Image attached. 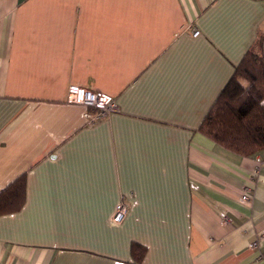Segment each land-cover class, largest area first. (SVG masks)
<instances>
[{"label": "crops", "instance_id": "crops-1", "mask_svg": "<svg viewBox=\"0 0 264 264\" xmlns=\"http://www.w3.org/2000/svg\"><path fill=\"white\" fill-rule=\"evenodd\" d=\"M261 35L264 0H0V264H264V149L199 130ZM70 84L119 109L88 124Z\"/></svg>", "mask_w": 264, "mask_h": 264}, {"label": "trees", "instance_id": "trees-1", "mask_svg": "<svg viewBox=\"0 0 264 264\" xmlns=\"http://www.w3.org/2000/svg\"><path fill=\"white\" fill-rule=\"evenodd\" d=\"M250 49L203 119L199 130L221 146L249 156L264 149V35ZM26 173L0 190V215L22 208L26 200ZM131 253L139 263L146 247L137 242Z\"/></svg>", "mask_w": 264, "mask_h": 264}, {"label": "built area", "instance_id": "built-area-1", "mask_svg": "<svg viewBox=\"0 0 264 264\" xmlns=\"http://www.w3.org/2000/svg\"><path fill=\"white\" fill-rule=\"evenodd\" d=\"M199 33V29L193 27V36H197ZM67 101L87 107V110L84 112V117L88 124H94L119 109V104L114 96L102 91H95L78 84H70L68 86ZM251 192V187H245L241 200L249 201ZM128 210V203L125 200H121L116 206L111 217L112 222H122L126 217ZM222 222L228 223L229 216L222 214ZM249 246L250 248L255 249L259 246V241L254 240Z\"/></svg>", "mask_w": 264, "mask_h": 264}, {"label": "rangeland", "instance_id": "rangeland-1", "mask_svg": "<svg viewBox=\"0 0 264 264\" xmlns=\"http://www.w3.org/2000/svg\"><path fill=\"white\" fill-rule=\"evenodd\" d=\"M200 31V30H199ZM200 34V33H199Z\"/></svg>", "mask_w": 264, "mask_h": 264}]
</instances>
